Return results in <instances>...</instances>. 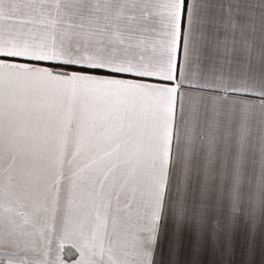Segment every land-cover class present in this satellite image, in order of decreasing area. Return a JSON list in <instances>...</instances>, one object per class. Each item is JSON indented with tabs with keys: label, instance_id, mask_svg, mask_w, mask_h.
I'll return each instance as SVG.
<instances>
[{
	"label": "snow or ice",
	"instance_id": "6c2138e0",
	"mask_svg": "<svg viewBox=\"0 0 264 264\" xmlns=\"http://www.w3.org/2000/svg\"><path fill=\"white\" fill-rule=\"evenodd\" d=\"M241 236L264 262V0H0V261L237 264Z\"/></svg>",
	"mask_w": 264,
	"mask_h": 264
},
{
	"label": "crops",
	"instance_id": "0c3cea01",
	"mask_svg": "<svg viewBox=\"0 0 264 264\" xmlns=\"http://www.w3.org/2000/svg\"><path fill=\"white\" fill-rule=\"evenodd\" d=\"M256 47L253 48V53L254 55L258 52V48H259V42H256ZM222 105H224L225 109L228 106L229 102L226 101H221L220 102ZM217 171L219 173L218 175V179L216 182V186H215V191L217 192L219 198L221 200H230L229 195H231V188H232V177L229 171H223L220 172L219 169V165L217 166ZM245 192H250L251 194H261V189L260 186L258 185V183L256 182H252L250 184L247 183V181L245 180ZM254 201V200H253ZM252 206L256 203H252ZM63 207V206H62ZM144 209H141V212H143ZM133 212H135V208H133ZM62 214V211H61ZM121 218L122 215H121ZM87 223H91V221H87ZM53 247L55 248V244L53 245ZM65 249H67L68 247H70V245L65 244ZM167 249H168V243L166 240L162 241L159 245V251L161 253L166 254L167 253ZM243 237H239L237 240V248H236V256H235V260L237 261V264H240V261H242L243 259ZM36 256L38 257V252L36 253ZM36 257V258H37ZM80 254L76 249H72V252L70 253L69 256L67 255H61V259L64 261V264H77V261L80 259ZM181 259L182 261L188 260L189 257L187 255V252L185 250H182L181 253ZM211 260H217V264H219L218 258L214 257L211 253V250H209L208 252H206L205 256H204V261L205 264H209V261ZM0 264H6V261H0ZM258 264H264V262H258Z\"/></svg>",
	"mask_w": 264,
	"mask_h": 264
},
{
	"label": "rangeland",
	"instance_id": "374dc122",
	"mask_svg": "<svg viewBox=\"0 0 264 264\" xmlns=\"http://www.w3.org/2000/svg\"><path fill=\"white\" fill-rule=\"evenodd\" d=\"M260 195H261V194H252L253 199H252L251 202H252V203H253V202L256 203V204L253 205V207H254L257 211H259V197H260ZM229 197H231V195H229ZM253 200H254V201H253ZM61 211H62V206H61V210L57 212V220H56V222H57V226H59L60 217H61ZM29 255H30V256H36V253H35V254H34V253H29ZM36 257H37V256H36ZM37 259H39V254H38Z\"/></svg>",
	"mask_w": 264,
	"mask_h": 264
}]
</instances>
